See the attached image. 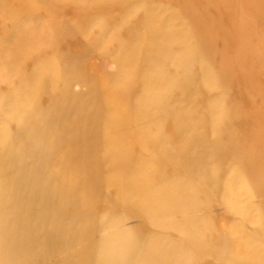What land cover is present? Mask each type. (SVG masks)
Returning a JSON list of instances; mask_svg holds the SVG:
<instances>
[{
    "label": "rangeland",
    "instance_id": "rangeland-1",
    "mask_svg": "<svg viewBox=\"0 0 264 264\" xmlns=\"http://www.w3.org/2000/svg\"><path fill=\"white\" fill-rule=\"evenodd\" d=\"M0 264H264V0H0Z\"/></svg>",
    "mask_w": 264,
    "mask_h": 264
}]
</instances>
